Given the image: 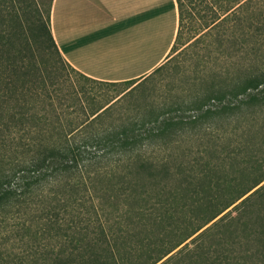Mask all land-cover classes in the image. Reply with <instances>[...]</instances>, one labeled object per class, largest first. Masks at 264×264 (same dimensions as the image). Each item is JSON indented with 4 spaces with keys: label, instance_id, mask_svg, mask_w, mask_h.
I'll use <instances>...</instances> for the list:
<instances>
[{
    "label": "trees",
    "instance_id": "obj_1",
    "mask_svg": "<svg viewBox=\"0 0 264 264\" xmlns=\"http://www.w3.org/2000/svg\"><path fill=\"white\" fill-rule=\"evenodd\" d=\"M177 2L172 50L193 31L206 65L218 50L224 67L124 107L105 89L132 79L91 77L62 54L53 0H0V264H264V185L218 217L264 177L164 250L188 225L153 228L213 207L193 190L207 129L247 123L256 136L264 115V0Z\"/></svg>",
    "mask_w": 264,
    "mask_h": 264
},
{
    "label": "rangeland",
    "instance_id": "obj_2",
    "mask_svg": "<svg viewBox=\"0 0 264 264\" xmlns=\"http://www.w3.org/2000/svg\"><path fill=\"white\" fill-rule=\"evenodd\" d=\"M198 35H195L193 31H191L188 38L186 35L184 42L179 43L170 52L168 59L165 61L166 63L164 62L165 67L159 72H155V76L153 74L145 78L154 69L144 77L109 86L105 89L108 92L106 96L118 98L124 95L123 99L126 100L124 107H129L133 106V100H137L138 103L144 101L147 104L160 102L184 91L183 87H195L196 80L194 77L202 69L207 66H217L216 61L218 67H224V54L219 53L218 50L210 53L214 60L206 65L204 56L209 53V49L204 40L195 41ZM71 75L75 74L71 72ZM125 93H127L126 96L129 95L128 99H125ZM128 100L131 101L127 102ZM213 103H215L214 107L218 101ZM243 124L244 126L240 127L236 124L228 127L223 121L219 123V126L207 129L205 142H207L208 150L205 151L203 157H200L201 160L196 167L197 176L194 180L195 188L193 190L196 199L198 198V204H201L200 202L203 204L207 196L214 197L215 203L209 211L202 209V206L195 207L194 210L188 207L186 215L181 214L180 217L178 216L177 220L179 221L164 219L162 222L156 223L153 228L162 236H168L167 234H171L172 228L180 224L188 225V229H185V231L180 230L177 234L167 237L162 250L179 240L187 231L200 225L212 210L215 211L225 206L241 191L246 190L264 177V115H260L259 122L252 126L251 132L258 127L261 129V131L260 129L257 130L258 135L256 134V136H247L246 128L248 124ZM201 146L204 145L199 144V141L194 142L195 151L199 150ZM261 185H264V180L218 217L231 210ZM256 200L259 201L260 199ZM180 201L182 202V200ZM192 237L187 239L186 242L191 241Z\"/></svg>",
    "mask_w": 264,
    "mask_h": 264
},
{
    "label": "crops",
    "instance_id": "obj_3",
    "mask_svg": "<svg viewBox=\"0 0 264 264\" xmlns=\"http://www.w3.org/2000/svg\"><path fill=\"white\" fill-rule=\"evenodd\" d=\"M179 23L177 0H53L51 12L66 60L108 81L141 78L163 64Z\"/></svg>",
    "mask_w": 264,
    "mask_h": 264
}]
</instances>
